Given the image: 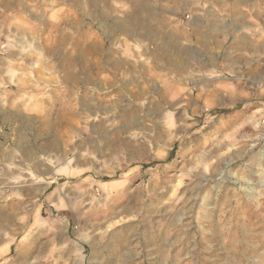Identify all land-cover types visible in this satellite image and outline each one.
<instances>
[{"label":"rangeland","instance_id":"obj_1","mask_svg":"<svg viewBox=\"0 0 264 264\" xmlns=\"http://www.w3.org/2000/svg\"><path fill=\"white\" fill-rule=\"evenodd\" d=\"M10 1L0 0V72L10 39L3 31L34 30V74L53 67L60 97L36 124L16 119L30 157L0 166V206L23 226L7 225L0 264H264V74L255 86H235L246 75L218 79L256 97H176L174 77L150 54L138 56L144 68L111 70L110 57L128 56L94 47L123 50V41L79 6ZM189 20L184 15L183 26ZM63 35L65 53H52L50 44L62 50ZM8 61L10 72L21 63ZM69 62L76 97L67 106ZM112 78L114 89L106 86ZM139 90L144 97H127ZM43 91L49 96L53 86ZM14 97L25 95L0 77V128L10 134Z\"/></svg>","mask_w":264,"mask_h":264},{"label":"crops","instance_id":"obj_2","mask_svg":"<svg viewBox=\"0 0 264 264\" xmlns=\"http://www.w3.org/2000/svg\"><path fill=\"white\" fill-rule=\"evenodd\" d=\"M9 4L21 6L22 0H13ZM63 4L79 6L82 12L96 18L100 23L99 29L109 32L108 37H117L123 41V50L105 47L102 43H97L94 47L95 53L128 56L125 61H114V58L110 57L108 64L111 70L118 72L124 65L127 71L144 68V63L138 56L150 54L159 68H164L168 75L174 77L176 97H217L222 100L223 97L257 96L255 91L248 90L235 94L230 88V82H219L218 79L226 75L249 76L247 83L237 82V87H242L243 84L255 86L262 82L264 67L258 65V59L262 60L264 56V31L258 23L264 22V0H63ZM121 6H125L126 11H120ZM186 14L190 16V20L183 26L182 17ZM109 20L112 25L107 24ZM3 32L6 34L3 37L10 39L5 41L4 69L0 72V77L5 85L14 83L20 88V92L23 91L25 97H14V109L8 110L15 119L10 122L13 125V133L0 128V166L20 165L23 164V156L30 157V149L23 145L22 134L26 130H23L22 123L17 124L16 119L32 118L36 124L39 118L47 117L49 111L54 109V101L60 97L55 94L59 83L53 80V67L47 66L41 73L37 71L34 74V38L37 36L34 35V30L23 31L15 28ZM47 37L49 38V35ZM62 37V50L59 46L56 49L54 44H50L52 53H65L64 46L66 42L69 43L70 36ZM151 46L155 48L152 52ZM12 55L14 60L18 63L21 61L22 64H16L14 71L10 72L8 58ZM68 64L69 67L63 70L61 95L63 104L67 106L71 97H76L72 93L76 83L71 78V72L67 71L70 70V62ZM44 76L50 79L42 78ZM115 81L116 79L112 78L104 85L114 89ZM81 84L79 79L77 86ZM93 84L98 88L103 85L98 80H94ZM52 86V94L46 95L43 89ZM187 87H190V92H187ZM141 92L139 90L137 94L128 93L127 97H144ZM162 94L161 97H165L166 92ZM91 97L118 95L95 94ZM5 120L4 125L7 118ZM10 141L13 144L8 149ZM18 152L21 153L19 159ZM34 164L38 163L35 161ZM67 180L63 178L61 182ZM53 190L51 185L45 191L46 195ZM5 209V206H0V248L7 243L4 234L8 229L7 225L12 229L23 226L16 218H7Z\"/></svg>","mask_w":264,"mask_h":264},{"label":"bare ground","instance_id":"obj_3","mask_svg":"<svg viewBox=\"0 0 264 264\" xmlns=\"http://www.w3.org/2000/svg\"><path fill=\"white\" fill-rule=\"evenodd\" d=\"M238 28V27H237ZM213 214V213H212ZM246 232V231H245ZM254 240V239H253ZM259 248V247H258Z\"/></svg>","mask_w":264,"mask_h":264}]
</instances>
